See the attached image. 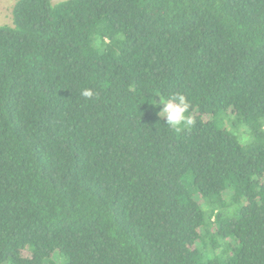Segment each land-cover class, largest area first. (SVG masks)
Wrapping results in <instances>:
<instances>
[{
	"label": "trees",
	"instance_id": "1",
	"mask_svg": "<svg viewBox=\"0 0 264 264\" xmlns=\"http://www.w3.org/2000/svg\"><path fill=\"white\" fill-rule=\"evenodd\" d=\"M12 6L0 264H264V0Z\"/></svg>",
	"mask_w": 264,
	"mask_h": 264
},
{
	"label": "clouds",
	"instance_id": "2",
	"mask_svg": "<svg viewBox=\"0 0 264 264\" xmlns=\"http://www.w3.org/2000/svg\"><path fill=\"white\" fill-rule=\"evenodd\" d=\"M81 95L86 98H91L93 92L90 89H84ZM160 104L162 108L159 115L162 118H166V124L172 129L179 131L182 127L187 128L194 124L192 117L187 115L190 102L185 95L177 93L167 100L160 98Z\"/></svg>",
	"mask_w": 264,
	"mask_h": 264
},
{
	"label": "rangeland",
	"instance_id": "3",
	"mask_svg": "<svg viewBox=\"0 0 264 264\" xmlns=\"http://www.w3.org/2000/svg\"><path fill=\"white\" fill-rule=\"evenodd\" d=\"M18 0H0V25H10L12 23V16L10 15V9L12 12V5ZM66 0H52L54 4L60 3ZM12 6V7H11Z\"/></svg>",
	"mask_w": 264,
	"mask_h": 264
}]
</instances>
